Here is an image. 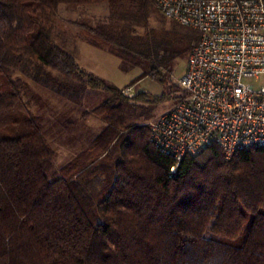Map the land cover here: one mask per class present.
Returning a JSON list of instances; mask_svg holds the SVG:
<instances>
[{"label": "trees", "instance_id": "obj_1", "mask_svg": "<svg viewBox=\"0 0 264 264\" xmlns=\"http://www.w3.org/2000/svg\"><path fill=\"white\" fill-rule=\"evenodd\" d=\"M99 2L108 15L80 24L78 36L123 68H141L124 87L83 69L53 33L60 4ZM153 7L0 0V264H264V147L226 159L210 145L176 164L149 141L148 123L126 121L128 106L167 94L123 89L143 77L165 84L164 71L198 40L171 20L169 29L150 27ZM27 78L71 99L87 89L106 94L84 112L103 129L58 171L25 100ZM183 96L178 87L176 101Z\"/></svg>", "mask_w": 264, "mask_h": 264}, {"label": "built area", "instance_id": "obj_2", "mask_svg": "<svg viewBox=\"0 0 264 264\" xmlns=\"http://www.w3.org/2000/svg\"><path fill=\"white\" fill-rule=\"evenodd\" d=\"M198 40L176 79L183 98L149 124V141L176 164L216 145L226 159L264 147V0H153ZM132 87L123 93L132 96ZM174 170V167H171Z\"/></svg>", "mask_w": 264, "mask_h": 264}, {"label": "rangeland", "instance_id": "obj_3", "mask_svg": "<svg viewBox=\"0 0 264 264\" xmlns=\"http://www.w3.org/2000/svg\"><path fill=\"white\" fill-rule=\"evenodd\" d=\"M153 8L149 26L169 29L173 22L164 19L155 7ZM108 11L106 2L60 4L54 18L53 33L61 48L74 57L83 69L117 87H124L139 75L141 68L138 66L123 68L116 56L90 46L78 36L80 24H95L103 20ZM187 57L188 54L185 57H176L174 63L164 71L165 84L143 77L136 82V86H130L133 93L144 91L157 96L164 92L167 98L159 103L137 101L135 106H128L125 109L127 122L150 124L160 114L172 108L176 103L174 95L178 91L176 79L183 72ZM27 80L31 86V93L25 100L30 110L41 119L44 136L54 151L52 169L58 171L73 156L88 147L92 139L103 129L104 122L100 117L94 114L86 116L84 112H90L106 94L99 89H87L77 99H71L31 78Z\"/></svg>", "mask_w": 264, "mask_h": 264}, {"label": "crops", "instance_id": "obj_4", "mask_svg": "<svg viewBox=\"0 0 264 264\" xmlns=\"http://www.w3.org/2000/svg\"><path fill=\"white\" fill-rule=\"evenodd\" d=\"M137 84V83H136ZM136 84H135V86H136Z\"/></svg>", "mask_w": 264, "mask_h": 264}]
</instances>
